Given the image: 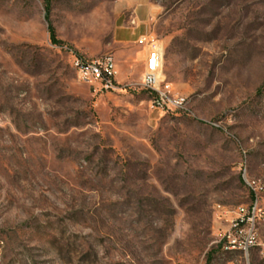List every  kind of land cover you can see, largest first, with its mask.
<instances>
[{"label":"rangeland","instance_id":"1","mask_svg":"<svg viewBox=\"0 0 264 264\" xmlns=\"http://www.w3.org/2000/svg\"><path fill=\"white\" fill-rule=\"evenodd\" d=\"M0 0V264H264L225 248L264 184V0ZM152 35L182 109L142 86ZM111 55L117 90L73 60ZM264 209V193L257 192Z\"/></svg>","mask_w":264,"mask_h":264},{"label":"built area","instance_id":"2","mask_svg":"<svg viewBox=\"0 0 264 264\" xmlns=\"http://www.w3.org/2000/svg\"><path fill=\"white\" fill-rule=\"evenodd\" d=\"M137 43L147 50L142 86L153 96L152 104L162 111L182 109L186 98L174 96L172 85L163 75V46L154 36L147 35ZM76 75L80 82L91 86L97 93H109L117 90L116 62L113 56L105 55L93 59L76 57L73 60ZM253 200L240 206L235 212L228 231L223 235L225 248L241 246V255L248 258L250 251L258 245L259 226L264 224V209L259 204L257 192L264 193V184L247 182Z\"/></svg>","mask_w":264,"mask_h":264},{"label":"trees","instance_id":"3","mask_svg":"<svg viewBox=\"0 0 264 264\" xmlns=\"http://www.w3.org/2000/svg\"><path fill=\"white\" fill-rule=\"evenodd\" d=\"M45 4L46 9V20L48 23V33L50 37V41L53 45H61V42L57 39L55 29L53 28L52 24L50 23V13H51V0H42ZM152 96V95H151ZM250 199L253 200V195H250ZM209 264V263H207Z\"/></svg>","mask_w":264,"mask_h":264},{"label":"bare ground","instance_id":"4","mask_svg":"<svg viewBox=\"0 0 264 264\" xmlns=\"http://www.w3.org/2000/svg\"><path fill=\"white\" fill-rule=\"evenodd\" d=\"M75 68H76V66H75ZM178 98H180V97H178ZM229 250L241 253V246H229Z\"/></svg>","mask_w":264,"mask_h":264},{"label":"crops","instance_id":"5","mask_svg":"<svg viewBox=\"0 0 264 264\" xmlns=\"http://www.w3.org/2000/svg\"><path fill=\"white\" fill-rule=\"evenodd\" d=\"M138 41V40H137ZM146 58H147V52L143 53V55L140 58V61H142V63L144 64V70H145V62H146Z\"/></svg>","mask_w":264,"mask_h":264}]
</instances>
